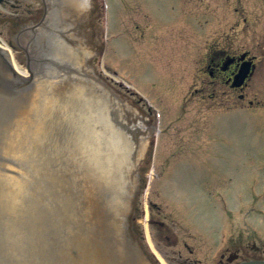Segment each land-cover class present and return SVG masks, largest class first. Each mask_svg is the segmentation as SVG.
<instances>
[{
    "label": "rangeland",
    "instance_id": "374dc122",
    "mask_svg": "<svg viewBox=\"0 0 264 264\" xmlns=\"http://www.w3.org/2000/svg\"><path fill=\"white\" fill-rule=\"evenodd\" d=\"M81 16L57 17L67 33L53 27L30 69L135 122L141 243L158 264H217L237 248L264 259V0H90ZM60 44L78 65L55 56ZM222 49L257 57L242 90L207 74Z\"/></svg>",
    "mask_w": 264,
    "mask_h": 264
},
{
    "label": "water",
    "instance_id": "95a60500",
    "mask_svg": "<svg viewBox=\"0 0 264 264\" xmlns=\"http://www.w3.org/2000/svg\"><path fill=\"white\" fill-rule=\"evenodd\" d=\"M7 67L0 56V264H151L131 231L143 157L135 122L99 97L28 83L30 70L13 92Z\"/></svg>",
    "mask_w": 264,
    "mask_h": 264
},
{
    "label": "flooded vegetation",
    "instance_id": "af4514ba",
    "mask_svg": "<svg viewBox=\"0 0 264 264\" xmlns=\"http://www.w3.org/2000/svg\"><path fill=\"white\" fill-rule=\"evenodd\" d=\"M64 2V0H0V41L9 48H1L0 52L9 50L13 54L17 52V56L22 54L27 64V57H32L39 51V42L44 41L50 33L52 22L56 23L54 28L61 31L62 24L57 25V17L60 18L62 15L58 10L62 8ZM243 54L245 58L241 59ZM256 60L257 57L248 51L229 53L227 49L212 50L206 61V71L212 80L220 79L229 88L242 90L251 76L240 88L231 87L233 78L241 65L246 62H251L253 74ZM160 225L162 226V223ZM251 249L258 253L261 247L252 244ZM225 252L219 255L217 264H238L244 261H239L241 248L235 249L233 253H228V249ZM246 260H262V258H255L252 255Z\"/></svg>",
    "mask_w": 264,
    "mask_h": 264
},
{
    "label": "bare ground",
    "instance_id": "6f19581e",
    "mask_svg": "<svg viewBox=\"0 0 264 264\" xmlns=\"http://www.w3.org/2000/svg\"><path fill=\"white\" fill-rule=\"evenodd\" d=\"M65 1V0H64ZM68 1V2H67ZM88 4H90V0H66L60 10H58L59 13H63V18L65 17H70L73 15L75 17L76 21L78 20L79 17H82V12L84 13L86 8L88 7ZM61 20V18H59ZM57 21V20H56ZM56 23L52 22L51 26L52 28L55 26ZM62 24L61 21L57 22V25ZM62 28L66 29L65 24H62ZM57 43L58 41L55 40ZM55 43V42H54ZM56 44V43H55ZM0 46L5 47L4 43L0 41ZM59 46V45H58ZM57 46V47H58ZM61 47H58L57 50L55 51V56L59 57V59L62 60V62H73L75 63L74 65L79 64V60L82 58V53L79 52H73L67 48H65L64 45L60 44ZM11 56V55H10ZM12 57V56H11ZM12 63L14 66L17 68V70L23 74L26 75L25 71H23L20 66L17 64V62L11 58ZM33 78L35 76L34 71H32ZM71 89L83 92V89L80 88V86L76 85L75 87H72Z\"/></svg>",
    "mask_w": 264,
    "mask_h": 264
}]
</instances>
